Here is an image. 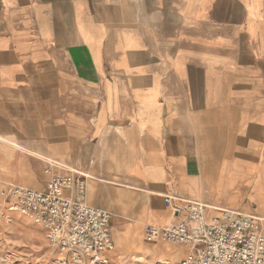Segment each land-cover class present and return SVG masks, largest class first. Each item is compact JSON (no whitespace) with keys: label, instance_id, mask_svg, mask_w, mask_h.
I'll list each match as a JSON object with an SVG mask.
<instances>
[{"label":"crops","instance_id":"1","mask_svg":"<svg viewBox=\"0 0 264 264\" xmlns=\"http://www.w3.org/2000/svg\"><path fill=\"white\" fill-rule=\"evenodd\" d=\"M71 170L108 256H186L168 194L264 231V0H0V192Z\"/></svg>","mask_w":264,"mask_h":264},{"label":"built area","instance_id":"2","mask_svg":"<svg viewBox=\"0 0 264 264\" xmlns=\"http://www.w3.org/2000/svg\"><path fill=\"white\" fill-rule=\"evenodd\" d=\"M71 172L53 175L42 190L9 184L0 195L10 210L43 228L62 264H106L113 249L111 214L85 202L86 175ZM164 205L182 217L165 226L147 224L145 239L188 245L190 251L173 264H264L259 217L229 207L209 214L204 203L175 194L165 195Z\"/></svg>","mask_w":264,"mask_h":264},{"label":"rangeland","instance_id":"3","mask_svg":"<svg viewBox=\"0 0 264 264\" xmlns=\"http://www.w3.org/2000/svg\"><path fill=\"white\" fill-rule=\"evenodd\" d=\"M1 188V187H0ZM139 250H143L140 248ZM106 264H163L150 255L129 258L108 256ZM57 250L49 246L43 228L9 209L0 200V264H62ZM85 264H89L87 261Z\"/></svg>","mask_w":264,"mask_h":264},{"label":"bare ground","instance_id":"4","mask_svg":"<svg viewBox=\"0 0 264 264\" xmlns=\"http://www.w3.org/2000/svg\"><path fill=\"white\" fill-rule=\"evenodd\" d=\"M264 232V231H263Z\"/></svg>","mask_w":264,"mask_h":264}]
</instances>
